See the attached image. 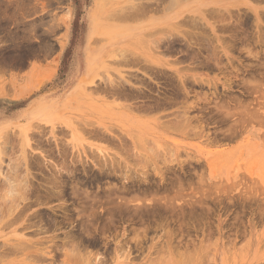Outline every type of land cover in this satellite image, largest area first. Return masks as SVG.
I'll use <instances>...</instances> for the list:
<instances>
[{
    "label": "rangeland",
    "instance_id": "rangeland-1",
    "mask_svg": "<svg viewBox=\"0 0 264 264\" xmlns=\"http://www.w3.org/2000/svg\"><path fill=\"white\" fill-rule=\"evenodd\" d=\"M165 1L163 4L153 2L155 7L160 4L159 8L150 12L146 8L141 15L146 11L147 16L145 13L133 21H123L119 16L108 14L116 5L130 4L125 0H110L103 9L96 6L95 0H0V127L5 125V129L0 130V168L3 171H0V183L11 170L9 164L11 168L22 165L24 149L26 159L33 163L31 183H40L44 197L47 193L44 194L43 187H48L60 174L54 171L58 172V167L60 170L63 165L68 168L66 172L61 171L62 178L68 182L61 199L51 192L48 193L51 197L45 200L38 186L30 183L33 186L26 188L35 194L27 193V198L23 193L25 201L23 196L20 202L13 198L3 201V195L2 199L0 197V206L14 200L11 205L16 202L20 208L23 206V215L38 212L36 217L35 214L30 217L37 219L28 222V229L29 220H25L29 217L25 215L16 219L18 221L14 218L16 223L12 219L10 227L5 228L4 222L3 229L0 224V252L4 254L0 253V264H264V0ZM135 2L138 6L141 0ZM212 7L223 11L210 13L207 9ZM197 15H200L199 20ZM193 18L205 23L202 29L195 28L196 32L204 28L207 36L211 35L210 39L206 36L205 43L214 38L210 48L203 40L198 42L202 48L196 45L195 50L189 48V52L185 47L190 40L185 30H191L192 26L187 23ZM93 24L97 31L90 35ZM126 26L139 27L133 33H126ZM162 36L175 40L173 51L164 54L163 50L158 52L151 48L152 39ZM214 44L220 46L217 53L212 47ZM89 48L99 55L93 73L86 67ZM123 53L167 60L168 63L162 64L164 67H157L163 68L169 76L156 75V78L157 67L153 75L148 71L149 75L136 63L123 65L120 62ZM126 72L139 74L138 80ZM124 75L128 80L131 77L125 84L127 87L123 86L124 96L128 94V97L112 96L105 90L109 78L115 81ZM141 77L145 78L141 81ZM182 79L188 81L182 83ZM145 80L148 84L143 85ZM181 84L188 93H181ZM136 86L145 88L148 93L154 92V101L167 93L172 102L162 107L153 105L152 109L142 107L145 101L149 105L154 101L147 96H137L132 91ZM122 103H130L133 108L128 109ZM91 122L100 126L93 124L91 128ZM53 124L57 128H53L55 132H52ZM107 125L111 128L108 133L101 127L106 129ZM132 135L138 138V143H133ZM1 147L6 149L3 151ZM99 160L105 168L99 167L102 164ZM69 168L73 175L68 174ZM14 173L21 177L18 172ZM3 192L6 190L0 194ZM37 194L42 196L39 198ZM26 199L35 205L28 204ZM47 215L48 219L52 217L43 221H48L49 227L46 223L45 227L40 218ZM22 220L26 225L21 224ZM38 222L41 229L35 227ZM51 224L59 226L54 229ZM16 227L25 229L21 231ZM23 235L27 243H31L28 249L24 247L27 250L21 251V245L20 251L15 250V244L17 252L10 251L13 242ZM35 241L43 242L39 245ZM6 242L13 244L8 248Z\"/></svg>",
    "mask_w": 264,
    "mask_h": 264
},
{
    "label": "bare ground",
    "instance_id": "bare-ground-1",
    "mask_svg": "<svg viewBox=\"0 0 264 264\" xmlns=\"http://www.w3.org/2000/svg\"><path fill=\"white\" fill-rule=\"evenodd\" d=\"M77 1H78V0H77ZM95 1H96V6L99 7L100 9L107 8V4L110 2V0H95ZM125 1L130 2V4H126L125 6H124V5H122V6H121V5H119V6L116 5V7H114L113 5H111L112 8L114 7V9H113L114 11L111 9L113 12L110 10V13H109L108 15H110V16H112V17H115V18H116L117 16H119V17L121 18V20L123 19V21H124L125 19H126L127 21H129V20L132 19L131 21H133V19H135V17H138V15H140V16L145 15L146 11H149V12H150L152 9H156V10H157V7L160 5V4H159V5H156L157 7H155V6L153 5V2H154L155 0H154L153 2H150L149 0H147V1L145 0L146 2H144V1L141 0L140 3L138 2V3H139L138 6H136V3H137V2H135L136 0H125ZM163 1H165V0H157V2H162V4H163ZM168 1H169V0H168ZM170 1L172 2V0H170ZM174 1H175V0H173V2H174ZM155 2H156V1H155ZM155 2H154V3H155ZM157 2H156V3H157ZM165 2H166V1H165ZM173 2H172V3H173ZM175 2H176V1H175ZM54 4H55V3H54ZM60 4H61V3H60ZM134 4H135V5H134ZM162 4H161V5H162ZM114 5H115V4H114ZM55 7H56V6H55ZM111 7H110V8H111ZM118 7H119V8H118ZM110 8H109V9H110ZM115 8H117V9L115 10ZM146 8H147V10L145 11V13H144L143 15H141L142 12H143ZM158 8H159V7H158ZM165 8H166V5H165ZM214 8H215V9H214ZM214 8L212 7L211 9H207V10H208L209 12H210V11H218V10H220V11H221L220 13H222V11H223V10H221V9L218 8V7H217L218 9H216V7H214ZM222 9H223V8H222ZM64 10H65V8H64ZM127 10H129V11H127ZM132 10H134V11H132ZM156 10H155V12H156ZM202 10H203V9H202ZM207 10H206V11H207ZM225 10H226V9H225ZM153 11H154V10H153ZM158 11H159V10H158ZM180 11H181V9H180ZM229 11H230V13H231V10H229ZM111 12H112V14H111ZM155 12H154V13H155ZM147 13H148V12H147ZM147 13H146V16H147ZM167 13H168V12H167ZM210 13H212V12H210ZM213 13H214V12H213ZM244 13H245V12H244ZM214 14H216V13H214ZM214 14H213V15H214ZM224 14H225V13H224ZM247 14H248V13H247ZM70 15H71V14H70ZM171 15H172V14H171ZM174 15H175V14H173L172 16H174ZM201 15L205 17L204 14H201ZM206 15H207V13H206ZM221 15H222V14H221ZM231 15H232V14H231ZM106 16H107V15H106ZM167 16H168V15H167ZM192 16H193V15H192ZM198 16H200V15H197V18H198V20H199V17H198ZM202 16H201V17H202ZM207 16H208V15H207ZM209 16H210V15H209ZM90 17H91V16H90ZM119 17H118V18H119ZM132 17H134V18H132ZM169 17H170V15H169ZM185 17H186V19H187V16H185ZM189 17H190V16H189ZM201 17H200V18H201ZM218 17H219V16H218ZM227 17H228V16H227ZM88 18H89V17H88ZM110 18H111V17H110ZM118 18H117V19H118ZM120 18H119V19H120ZM139 18H141V17H139ZM143 18H144V17H143ZM165 18H166V17H165ZM214 18H215V17H214ZM238 19H239V18H238ZM126 20H125V21H126ZM188 20H189V18H188ZM191 20H192V21H189V23H187V24H189L190 26H192V27H191V30H190V29H189V30H185V33L187 34V35H186L187 38H190V40H192V41H190V40H188L187 42L185 41V42H186V44H185L186 46H185V47H186L188 50H189V48L195 50L194 46H196V45L199 46V48H202L201 43H198V42L201 41V40H203V42L206 41V36H207V34H206V30H205L204 28H203V30H200V32H198L199 29H197V32L194 30L195 28H201V29H202V25H204L205 23H203V22L200 23V21H197L196 18H193V19H191ZM200 20H201V19H200ZM222 21H223V19H222ZM190 22H191V23H190ZM227 22H228V21H227ZM239 22H240V21H239ZM223 23H225V22H223ZM89 24H90V23H89ZM227 24H228V23H227ZM227 24H226V26H227ZM94 25H95V24H93V25L91 26V29H90V35H92V34L94 33V30L97 31V28L94 29V27H95ZM96 25H97V24H96ZM189 25H188V26H189ZM245 25H246V24H245ZM59 26H60V25H59ZM131 26H133V25H131ZM131 26H129V27L126 26V27H127V28H125L126 33H133V32L135 31V29L137 30L138 27H139V26H137L136 28L133 29V27H131ZM204 26H205V25H204ZM204 26H203V27H204ZM242 26H243V25H242ZM52 27H53V26H52ZM52 27H51V28H52ZM97 27H98V25H97ZM99 28H100V27H99ZM206 28H207V26H206ZM238 28H239V27H238ZM53 29H55V28H53ZM57 29H58V28H57ZM219 29H220V28H219ZM207 30H209V29H207ZM225 30H226V29H225ZM99 32H100V31H99ZM152 32H153V31H152ZM207 32H208V34H209V31H207ZM143 34H146V35H147V33H143ZM149 34H150V33H149ZM194 35H197V36H196L197 40H196V38H193ZM253 35H254V34H253ZM88 36H89V35H88ZM147 36L149 37V35H147ZM153 36H155V35H153ZM189 36H191V37H189ZM209 36H211V35H209ZM209 36H207V37H209ZM234 36H235V35H234ZM248 36H249V35H248ZM150 37H151V36H150ZM162 37H163V36H162ZM159 38H160V37H159ZM211 38H212V37H211ZM221 38H222V36H221ZM235 38H236V37H235ZM165 39H167V38H164V37H163V38L158 39V37H157V40H155V39H152V40H154V41H151V40H150L151 43H153V47H151L152 44L150 45V47L156 49L158 52H161V51L163 50L162 52H165L164 54L170 52V50L173 51V49H174V47H175V45H174V41H175V40L173 41L172 39H171V40H169V39L165 40ZM185 39H186V38H185ZM193 39L195 40L194 42H193ZM207 39H208V38H207ZM209 39H210V37H209ZM209 39L207 40L208 42H206V43H207V45H206L207 48H210V45H211L210 43L213 41L214 38H212V41L209 40ZM163 40H164V41H163ZM218 40H219V39H217V41H218ZM225 40H226V39H225ZM240 40H241V39H240ZM252 40H253V39H252ZM254 40H255V39H254ZM262 40H263V39H262ZM143 41H144V40H143ZM166 41H167V42H166ZM168 41H171V42H168ZM222 41H223V39H222ZM180 42H181V41H180ZM201 42H202V41H201ZM213 42H214V41H213ZM223 42H225V41H223ZM145 43H146V42H145ZM204 43H205V42H204ZM206 43H205V44H206ZM208 43H209V44H208ZM225 43H226V42H225ZM227 43H228V41H227ZM234 43H235V42H234ZM147 44H148V43H147ZM183 44H184V42H183ZM251 44H252V43H251ZM144 45H146V44H144ZM208 45H209V46H208ZM212 45H213V44H212ZM214 45H215V44H214ZM233 45H234V44H233ZM253 45H254V44H253ZM261 45H262V44H261ZM204 46H205V45H204ZM242 46H243V45H242ZM143 47H144V46H143ZM147 47H148V45H147ZM182 47H183V46H182ZM212 47L214 48V52L216 51V53H217L218 49L220 48V46H218V45H215V46H212ZM175 48H176V47H175ZM216 48H217V49H216ZM243 48H244V47H243ZM179 49H180V47H179ZM215 49H216V50H215ZM263 49H264V48H263ZM91 50H92V49H91ZM165 50H166V51H165ZM198 50H200V49H198ZM198 50H197V51H198ZM230 50H231V49H230ZM248 50H250V49H248ZM251 50H252V49H251ZM167 51H168V52H167ZM186 51H187V50H186ZM200 51H201V50H200ZM200 51H198V52H200ZM206 51H207V50H206ZM209 51H210V49H209ZM209 51H208V52H209ZM73 52H74V51H73ZM123 52H124V51H123ZM178 52H180V51H178ZM183 52H184V51H183ZM189 52H190V50H189ZM192 52L194 53V51H192ZM192 52H191V53H192ZM86 53H87V65H86V64H85V65H86V67H87V69H88V72H92V73H93L94 70H95V68H96V66H97L99 55L96 54V53H94L93 51H90V48L86 50ZM173 53H174V52H173ZM187 53H188V52H187ZM209 53H210V52H209ZM123 54H124V55H123ZM123 54H121V55H122L121 60H123V61L120 60V62H123V65H124L125 63H126V64H127V63L129 64V63H130V65H131V62H132V64H133V63H134V64L136 63L137 65H140L141 69H143V71H144L145 73H149V72L152 73V71H153L157 66L164 67V65H162V64H163L164 62H167V60L165 61V60H161V59H159V58H158V60H157L156 58H154V57H152V56H144V55H141V54H135V53H133L132 56H131L132 53H129V54L127 53L128 55L125 54V53H123ZM158 54H160V53H158ZM162 54H163V53H162ZM193 55H195V54H193ZM187 56H188V55H187ZM217 56H218V55H217ZM219 56H220V55H219ZM150 57H151V58H150ZM263 57H264V56H263ZM180 59H181V57H180ZM192 59H193V58H192ZM196 59H197V58H196ZM231 59H232V58H231ZM85 60H86V59H85ZM117 60H118V59H117ZM207 60H208V59H207ZM207 60H206V61H207ZM107 61H108V60H107ZM177 61H178V59H177ZM180 61H181V60H180ZM194 61H195V60H194ZM85 62H86V61H85ZM109 62H110V61H109ZM117 62H118V61H117ZM195 62H196V61H195ZM215 62H217V61H215ZM231 62H232V61H231ZM110 63H111V62H110ZM114 63H115V62H114ZM114 63H113V64H114ZM167 63H168V62H167ZM120 64H122V63H120ZM136 64H135V65H136ZM190 64H191V63H190ZM197 65H198V64H197ZM197 65H196V66H197ZM127 66H128V65H127ZM132 66H133V65H132ZM186 66H187V65H186ZM157 68H158V67H157ZM159 68H160V67H159ZM159 68H158L157 71L155 72V77H156V75H161V77H162V76H166V77L169 76V75H168V72H166L163 68H160V69H162V70H160ZM188 68H189V67H188ZM213 68H214V67H213ZM227 68H228V67H227ZM263 68H264V67H263ZM87 69H86V70H87ZM194 69H196V68L194 67ZM258 69H259V68H258ZM232 70H233V69H232ZM134 71H135V70H134ZM148 71H149V72H148ZM260 71H261V69H260ZM262 71H263V70H262ZM130 72H131V71H130ZM126 73L129 74V75L131 74V73H128V72H126ZM135 73H136V71H135ZM151 73H149V75H150ZM172 73H173V72H172ZM172 73H171V74H172ZM86 74H87V73H86ZM133 74H134V73H133ZM133 74H131L130 76H131V77H135V78L138 80L137 77H138L139 74H138V75L136 74L137 77L134 76L135 74H134V75H133ZM140 74H141V73H140ZM115 75H116V74H115ZM129 75H128V76H129ZM142 75H143V74H142ZM152 75H153V73H152ZM172 75H173V74H172ZM80 76H81V75H80ZM80 76H79V77H80ZM140 76H141V75H140ZM140 76H139V77H140ZM261 76H262V75H261ZM79 77H78V78H79ZM115 77H116V76H115ZM125 77H126V75H124V77H123V76L120 77L119 80H116V79L114 78L115 81L113 80V78H112V79L109 78V79L107 80V83H106V84L108 85V87H106L105 90H106V91L109 90L108 93L111 92V95H112V96H113V94H115V95H116V94H118V95H120V94L122 95V94H123L122 97H124V99H125L126 97H128V96H127L128 94L124 96L123 86H124L125 84H128V83H129V80H130V78H131V77H129V80H128V77H127V79H126ZM153 77H154V76H153ZM170 77H171V76H170ZM182 77H183V76H182ZM189 77H190V76H189ZM117 78H118V77H117ZM141 78H142V77H141ZM144 78H145V77H144ZM144 78H142V79H140V80L142 81ZM156 78H157V77H156ZM184 78H185V77H183V79H184ZM203 78H204V77H203ZM120 79H122V80H120ZM183 79H182V80H183ZM189 79H190V78H189ZM195 79H196V78H195ZM104 80H105V79H104ZM170 80H171V78H170ZM186 80L188 81V79H186ZM186 80H185V81L183 80L182 83H183V82L186 83ZM191 80H192V79H191ZM206 80H207V79H206ZM206 80H204V81H206ZM255 80H256V79H255ZM105 81H106V80H105ZM105 81H104V82H105ZM116 81H118V82L116 83ZM132 81H133V80H132ZM132 81H131V82H132ZM134 81L136 82V80H134ZM141 81H140V82H141ZM200 81H201V80H200ZM200 81H199V82H200ZM258 81H259V80H258ZM82 82H83V81H82ZM140 82H139V83H140ZM143 82H144V81H143ZM147 82H148V81H147ZM147 82H146V80H145V82L142 83V84H143V85H146L145 83H147ZM207 82H208V81H207ZM259 82H260V81H259ZM133 83H134V82H133ZM159 83H160V82H159ZM193 83H194V82H193ZM201 83H202V82H201ZM140 84H141V83H140ZM147 84H148V83H147ZM130 85H132V84H130ZM130 85H129V88H130ZM181 85H182V84H181ZM181 85H180V86H181ZM251 85H253V84H251ZM254 85H255V84H254ZM93 86H94V85H93ZM97 86H98V85H97ZM100 86H101V85H100ZM150 86H151V85H150ZM180 86H179V87H180ZM109 87H110V89H107V88H109ZM126 87H127V85H125V88H126ZM131 87H132V86H131ZM148 87H149V86H148ZM148 87H147V88H148ZM155 87H156V86H155ZM170 87H171V86H170ZM176 87H177V86H176ZM179 87H177V88H179ZM210 87H211V86H210ZM258 87H259V86H258ZM102 88H103V87H102ZM104 88H105V87H104ZM147 88H146V89H147ZM153 88H154V87H150L149 89H153ZM180 88L182 89V91H181L182 94L185 93V92L188 93V91H187L186 88H185V85H182ZM180 88H179V89H180ZM255 88H256V87H255ZM89 89H90V88H89ZM95 89H96V90H99L100 87H99L98 89L95 87ZM95 89H94V90H95ZM130 89H131V88H130ZM164 90H165V89H164ZM166 90H167V89H166ZM198 90H199V89H198ZM125 91H126V90H125ZM129 91H130V90H129ZM129 91H127V92L129 93ZM132 91H134V92L137 94V96H138V95H139V96H143V98H146L145 96H147V97H149L151 100L153 99L152 97H153V95H154V94H153L154 92L152 93V94H153V95H152L150 92L148 93V91L145 90V88H143V87H141V86H138V87L136 86V87L134 88V90H132ZM146 91H147V92H146ZM93 92H94V91H93ZM97 92H98V91H97ZM100 92H101V90H100ZM112 92H113V93H112ZM114 92H116V93H114ZM130 92H131V91H130ZM134 92H133V94H134ZM151 92H152V91H151ZM161 92H162V91H161ZM166 92H167V91H166ZM166 92L164 91V93H166ZM194 92H195V91H194ZM194 92H193V93H194ZM215 92H216V91H215ZM79 93H80V92H79ZM104 93H105V92H104ZM131 93H132V92H131ZM158 93H160V92H158ZM162 93H163V92H162ZM189 93H190V92H189ZM213 93H214V92H213ZM125 94H126V93H125ZM129 94H130V93H129ZM136 94H135V95H136ZM156 94H157V93H156ZM160 94H161V93H160ZM206 94H207V93H206ZM121 95H120V97H121ZM131 95H132V94H130V96H131ZM135 95H133V96H135ZM157 95H159V94H157ZM162 95H163V96H162ZM162 95H161V96H162L161 98H160V97L158 98L157 96H156L157 98L154 97V98H156V100H155V101L152 100V102L154 101V103H152V104H150V105H149L148 102H147V103H148V105H147L146 101H145V103L143 102L144 105H142V107L145 106V108H147V109H152V108H153V107H152L153 105H154L155 107H160V106L162 107L163 104H168V102H169V103L172 102V99H171L172 97H171L170 95H168L167 93H166L165 95H164V94H162ZM104 96H105V95H104ZM116 96H117V95H116ZM133 96L131 97L130 100H132ZM178 96H180V95H178ZM184 96H185V95H184ZM206 96H207V95H206ZM120 97H119V98H120ZM135 97H136V96H135ZM201 97H202V96H201ZM137 98H138V97H137ZM184 98H185V97H184ZM204 98H205V95H204ZM208 98H209V97H208ZM147 99H148V98H147ZM175 99H176V98H175ZM151 100H150V101H151ZM181 100H182V99H181ZM185 100H186V99H185ZM208 100H209V99H208ZM222 100H223V99H222ZM222 100H221V103H222V102L224 103V101H222ZM127 101H128V100H127ZM141 101H142V100H141ZM147 101H148V100H147ZM209 101H210V100H209ZM138 102H139V101H138ZM143 103H142V104H143ZM260 103H261V102H260ZM112 104H113V103H112ZM122 104H123L124 107L127 106L128 109H129V107H131V104H130V103H129V104L122 103ZM132 104H134V103H132ZM183 104H184V103H183ZM189 104H190V103H189ZM189 104H187V105H189ZM118 105H119V104H118ZM222 105H223V104H221V106H222ZM239 105H240V104H239ZM241 105H242V103H241ZM246 105H247V104H246ZM249 105H250V103H249ZM258 105H259V104H258ZM260 105H261V104H260ZM216 106H217V105H216ZM165 107H166V106H165ZM181 107H182V106H181ZM183 107H184V106H183ZM183 107H182V108H183ZM188 107H189V106H188ZM188 107H187V108H188ZM192 107H193V105H192ZM228 107H229V105H228ZM241 107H242V106H241ZM249 107H250V106H249ZM255 107H256V105H255ZM131 108H133V107H131ZM134 108H135V107H134ZM179 108H180V107H179ZM185 108H186V107H185ZM216 108H218V107H216ZM219 108H220V107H219ZM223 108H224V106L222 107V109H223ZM245 108H247V107H245ZM258 108H259V107H258ZM147 109H146V110H147ZM166 109H167V108H166ZM166 109H165V110H166ZM180 109H181V108H180ZM189 109H190V108H189ZM230 109H231V108H230ZM248 109H249V108H248ZM255 109H256V108H255ZM137 110H138V107H137ZM143 110H144V109L141 110V111H142L141 113H143ZM146 110H145V111H146ZM159 110H160V109H159ZM161 110H162V109H161ZM183 110H184V108H183ZM228 110H229V109H228ZM228 110H227V111H228ZM240 110H241V108H240ZM249 110H250V109H249ZM249 110H248V111H249ZM251 110H252V109H251ZM135 111H136V109H135ZM153 111H154V110H153ZM162 111H163V110H162ZM216 111H217V110H216ZM218 111H219V110H218ZM221 111H222V110H221ZM230 111H231V110H230ZM241 111H242V110H241ZM243 111H244V109H243ZM146 112H147V111H146ZM146 112H145V114L148 113V112H147V113H146ZM157 112H158V110H157ZM181 112L183 113V111H180V113H181ZM238 112H239V110H238ZM252 112H253V111H252ZM177 113H178V112H177ZM184 113H185V111H184ZM190 113H191V112H190ZM239 113H240V112H239ZM242 113H243V112H242ZM256 113H257V112H255V114H256ZM143 114H144V113H143ZM186 114H187V112H186ZM191 114H192V113H191ZM152 115H153V114H152ZM162 115H163V114H162ZM192 115H193V114H192ZM248 115H249V113H248ZM253 115H254V113H253ZM253 115H252V116H253ZM177 116H178V114H177ZM179 116H181V115H179ZM179 116H178V117H179ZM186 116H187V115H186ZM242 116H243V115H242ZM256 116H257V114H256ZM256 116H255V117H256ZM158 117H159V116H158ZM228 117H229V116H228ZM228 117H227V118H228ZM240 117H241V116H240ZM240 117H239V119H240ZM181 118H183V117H181ZM187 118H188V117H187ZM218 118H219V117H218ZM244 118H245V115H244ZM250 118H251V117H250ZM175 119H176V118H175ZM189 119H190V117H189ZM221 119H222V118H221ZM253 119H254V117H253ZM181 120H182V119H181ZM181 120H180V121H181ZM195 120H196V119H195ZM195 120H194V121H195ZM224 120H225V119H224ZM243 120H244V119H243ZM162 121H163V120H162ZM162 121H161V122H162ZM84 122H85V121H84ZM84 122H82V123H84ZM86 122H87V121H86ZM163 122H164V121H163ZM183 122H184V121H183ZM79 123H81V122H79ZM79 123H78V124H79ZM91 123H92V124H90L89 126H91V128H93L92 125H93L94 123H93V122H91ZM99 123H100V122H99ZM88 124H89V123H88ZM105 124H106V123H105ZM160 124H161V123H160ZM162 124H164V123H162ZM165 124H166V123H165ZM185 124H186V123H185ZM81 125H82V124H80V126H81ZM69 126H70V125H69ZM84 126H85V124H84ZM87 126H88V125L86 124V127H87ZM93 126H100V125H97V124L95 125V124H94ZM164 126H165V125H164ZM166 126H167V125H166ZM175 126H176V125H175ZM185 126H186V125H185ZM36 127H37V126H36ZM101 127H103L102 129H104V131H103V130H99V131H103V132H107L109 129H111L110 127L108 128V125H107V128H106V129L104 128V126H101ZM41 128H42V127H41ZM53 128H56V126H55L54 124H53V126H52V132H55V129H53ZM81 128H83V126H82ZM98 128H100V127H98ZM4 129H5V125H2V126L0 127V130L3 131ZM56 129H57V128H56ZM89 129H90V128H89ZM100 129H101V128H100ZM44 131H45V130H44ZM99 131H98V132H99ZM94 132L97 133L96 130H94ZM94 132H93V134H94ZM2 133H3V132H2ZM37 133H38V132H37ZM96 133H95V135H96ZM100 133H102V132H100ZM107 133H108V132H107ZM30 134H31V133H30ZM58 134H59V133H58ZM97 135H98V133H97ZM99 135H100V134H99ZM102 135H103V133H102ZM109 135H110V134H109ZM112 135H113V134H112ZM3 136H4V135H3ZM90 136H91V135H90ZM110 136H111V135H110ZM119 136H120V135H119ZM119 136H118V137H119ZM31 137H32V136H31ZM49 137H51V136H48V138H49ZM96 137H97V136H96ZM100 137H101V136H100ZM135 137H136V136L133 137V135H132V141H133L134 144L138 143V142H137V141H138V138H136V139H137V140H136ZM6 138H9V137H6ZM36 138H37V137H36ZM38 138H40V137H38ZM114 139H115V138H114ZM143 139H144V138H143ZM3 140H4V139H3ZM39 140H41V139H39ZM139 140H140V137H139ZM145 140H146V139H145ZM215 140H217V139H215ZM41 141H42V140H41ZM60 141H61V140H60ZM5 142H8V140L6 139ZM25 142H27V138L25 139ZM135 142H136V143H135ZM42 143H43V142H42ZM47 143H48V142H47ZM58 143H59V145H60V142H58ZM61 143H63V142H61ZM144 143H145V141H144ZM2 145H3V144H2ZM34 145H35V144H34ZM137 145H138V144H137ZM0 146H1V145H0ZM138 146L141 147L140 144H139ZM35 147H36V146H35ZM63 147H64V145H63ZM3 148H4V147H1V149H3ZM33 148H34V147H33ZM37 148H38V147H37ZM141 148H142V147H141ZM5 149H6V148H4L3 151H4ZM50 150H51V149H50ZM60 150H61V149H60ZM60 150H59V151H60ZM22 151H24V152H22ZM22 151H21V153H22V156H23L24 162L21 163L22 165L20 164V165H21L20 167H19L18 165L13 166V167H12L13 170H12V168H11V164H9V165H10L9 167H10L11 170H9L8 173L6 172V173L4 174V177H5V178L3 179V182H2V184H3L4 186L0 183V184L2 185V186H0V187L3 188L4 191L6 190V192H14V193L21 192V193H24V194L26 195L27 193H28V194L30 193V191H31L30 188L33 186V185L30 186V184H34V182L31 183L33 180H32L31 177H30L31 174H33L32 170H31V166H33V165H32L33 163L31 162V159L28 160V159H29L28 157H27V159H26V156H27V154H26V150L24 149V150H22ZM43 151H44V150H43ZM47 151H48V150H47ZM63 153H64V152H63ZM157 153H158V152H157ZM65 154H66V153H65ZM139 154H141V153L139 152ZM137 155H138V154H137ZM143 155H144V153H143ZM0 156H1V154H0ZM28 156H29V155H28ZM37 156H38V155H37ZM45 156H46V155H45ZM64 156H65V155H64ZM39 157H40V156H39ZM62 157H63V156H62ZM105 158H106V157H105ZM107 158H109V157H107ZM1 159H2V158H1ZM114 159H115V158H114ZM144 159H145V158H144ZM144 159H143V160H144ZM19 160H20V159H19ZM21 160H22V158H21ZM27 160H28V161H27ZM40 160H41V159H40ZM78 160H79V159H78ZM97 160H98V159H97ZM100 160H102V159H100ZM100 160H99V162H100ZM106 160H107V159H106ZM106 160H105V161H106ZM29 161H30L31 163H30ZM107 161L109 162V160H107ZM114 161H115V160H114ZM146 161H147V160H146ZM41 162H42V161H41ZM115 162H116V161H115ZM143 162H145V161H143ZM100 163H102V164H99V163H98V164H99V167H101L102 169L105 168V164H104L102 161H101ZM105 163H106V162H105ZM146 163H147V162H146ZM13 164H16V163H13ZM36 164H37V162H36ZM107 164H108V163H107ZM109 164H110V163H109ZM151 164H152V163H151ZM151 164H150V165H151ZM38 165H39V164H38ZM46 166H47V165H46ZM54 166H55V165H54ZM64 166H65V165L61 166V167H60V170H59V167H58V169H57L58 172L54 171L56 174H58V173L60 172V174H59L60 176H59V175L56 176L55 173H53L56 177H55L53 180L51 179V180H52V183H50L51 180L49 181V183H50L49 185L46 183V184L48 185V187H43V189L45 188V190H44V194H45V193L48 194V193L53 192V193H56L57 195H59V199H61L60 196H63V197H64V193H65V192H64V191H65V190H64V187H67L66 185L68 184V182H67L66 180H64V178H62L63 175L61 174V173L63 172L62 170H64L65 172H66V170H68L67 166H65L66 168H65ZM151 166H152V165H151ZM42 167H43V166H42ZM68 167H69V166H68ZM147 167H148V166H147ZM20 168H21V171H22L21 174H20ZM62 168H63V169H62ZM114 168H115V169H118V168H116V167H114ZM121 168H122V167H121ZM44 169H45V168H44ZM65 169H66V170H65ZM72 169H73V168H72ZM1 170H2V169L0 168V171H1ZM14 170H15V171H14ZM40 170H41V169H40ZM40 170H39V171H40ZM11 171H13V174H15L14 172H16V173L18 172V173L21 175V177H19L18 174H16V175L11 174V173H12ZM61 171H62V172H61ZM72 171H73V170H70V168H69V171H67V172H68V174H70V173L72 174ZM120 171H121V170H120ZM123 171H124V169H123ZM1 172H3V171H1ZM1 172H0V173H1ZM65 172H64V173H65ZM75 172H76V171H75ZM117 172H118V171H117ZM35 173H36V172H35ZM122 173H123V172H122ZM144 173H145V172H144ZM157 173L159 174L158 171H157ZM123 174H124V173H123ZM72 175H73V174H72ZM137 175H138V174H137ZM143 175H144V174H143ZM14 176H15V177L17 176V178H19L20 180L17 179V178H15ZM44 176H45V175H44ZM124 176H125V175H124ZM131 176H132V175H131ZM131 176H130V178H131ZM51 177H53V176H51ZM72 177H73V176H72ZM133 177H134V176H133ZM13 178L17 179V181H18L19 183H18V182L16 183V180H15V179L13 180ZM43 178H44V177H43ZM124 178H125V177H124ZM1 179H2V178H1ZM48 179H49V178H48ZM48 179H45V180H48ZM73 179H74V178H72V180H73ZM75 180H76V179H75ZM42 181H44V180H42ZM124 181H125V180H124ZM45 182H47V181H45ZM74 182H75V181H74ZM29 183H30V184H29ZM130 183H131V182H130ZM132 183H133V182H132ZM35 184L38 186V184H40V183L37 184V183L35 182ZM35 184H34V185H35ZM43 184H44V183H43ZM71 184H73V183L71 182ZM75 184H76V183H75ZM122 184H123V183H122ZM122 184H121V185H122ZM69 185H70V183H69ZM123 185H124V184H123ZM123 185H122V186H123ZM5 186H6V188H5ZM29 186H30V188H26V187H29ZM37 186H36V187H37ZM158 186H159V185H158ZM4 188H5V189H4ZM37 188H38V190L40 191V193H42V195H43V190H42L41 188H39V186H38ZM122 188H123V187H122ZM122 188H120V189H122ZM168 188H169V187H168ZM26 189H29V192L26 191ZM55 189H58L57 192H55ZM74 189H75V188H74ZM80 189H82V188H80ZM83 189H84V188H83ZM124 189H126V188H124ZM129 189H130V187H129ZM137 189H138V188H137ZM143 189H144V188H143ZM3 190H1L0 192H2ZM24 190H25V191H24ZM35 190H37V189H35ZM71 190L74 191L73 189H71ZM87 190H88V189H87ZM96 190H97V189H96ZM114 190H115V189H114ZM122 190H123V189H122ZM93 191H94V190H93ZM104 191H105V189H104ZM111 191H112V190H111ZM127 191H128V189H127ZM130 191H131V190H130ZM137 191H138V190H137ZM156 191H157V190H156ZM164 191H165V190H164ZM166 191H167V190H166ZM25 192H26V193H25ZM33 192H34V190H33ZM79 192H80V191H79ZM3 193H4V192H3ZM3 193L0 194V195H1V196H0L1 199H2V195H3ZM31 193H32V192H31ZM31 193H30V195H31ZM53 193H52L51 195L55 197L56 194L53 195ZM92 193H93V192H92ZM99 193H100V192H99ZM140 193H141V192H140ZM143 193L145 194V192H143ZM143 193H142V194H143ZM24 194H22L21 197H18L19 199H18L17 197H15V198H13V199H15L16 202H17L18 200H20V199L22 200V199H23L22 196L24 197ZM28 194L26 195V197L28 196ZM32 194H33V193H32ZM34 194H35V193H34ZM34 194H33V195H34ZM38 194H39V193H38ZM38 194H37V196H38ZM47 194H46L45 196H47V197L50 196V194H48V195H47ZM84 194L87 195L88 193H84ZM130 194H132V193H130ZM33 195H32V196H33ZM40 195H41V194H40ZM40 195L38 196L39 198L42 196V195H41V196H40ZM79 195H80V194H79ZM91 195H92V194H91ZM95 195H96V194H95ZM98 195H99V194H98ZM117 195H118V194H117ZM80 196H81V195H80ZM88 196H89V195H88ZM122 196H123V195H122ZM125 196H126V195H125ZM125 196H123V197H125ZM38 197H37L36 199L39 200ZM43 197H44V195L42 196V198H43ZM47 197H44L45 200H46ZM50 197H51V196H50ZM54 197H53V198H54ZM56 197H58V196H56ZM56 197H55V198H56ZM113 197H114V196H113ZM117 197H118V196H117ZM3 198H4L3 201H4V200L8 201V198L5 199L4 195H3ZM16 198H17V199H16ZM27 198H28V197H27ZM29 198H30V196H29ZM42 198H41V199H42ZM93 198H94V197H93ZM32 199H33V198H32ZM36 199H35V200H36ZM51 199H52V198H50V200H51ZM62 199H63V198H62ZM86 199H87V198H86ZM98 199H99V198H98ZM100 199H101V198H100ZM105 199H107V198H105ZM133 199H134V198H133ZM135 199H136V198H135ZM135 199H134V200H135ZM167 199H168V198H167ZM9 200H10V199H9ZM21 200H20V201H21ZM23 200L25 201V197H24ZM26 200H27V199H26ZM28 200H30V199H28ZM28 200H27V203L29 204V202H31V201L28 202ZM42 200H43V202H44V199H42ZM83 200H84V199H83ZM93 200H94V199H93ZM120 200H121V199H120ZM126 200H127V199H126ZM153 200H154V199H153ZM170 200H171V199H170ZM0 201H2V200H0ZM20 201H18V202H20ZM36 201H37V200H36ZM36 201H33V202L36 203ZM77 201H78V200H77ZM79 201H80V199H79ZM88 201H89V200H88ZM96 201L98 202V200H96ZM100 201H101V200H100ZM109 201H110V200H109ZM118 201H119V200H118ZM121 201H122V200H121ZM167 201L169 202V200H167ZM13 202H14V200H12V202H11V201H10V202H4V203H7V206H6V204L3 205V206H0V207H1L0 209H2V207L4 208V212H3V213H5V214H3L2 211L0 210V212H1V217H0L1 220H0V224H2L1 226H2L3 229H4L5 226H6L5 228H7V226L10 227V226L12 225L11 220L13 219V220H12L13 223L15 222V221H14V218H15V220H16V219L19 220V218H20V217H24V215H25V217H27V218L29 217V218H30V217H32L34 214H35L34 216L36 217V214L38 213L37 210H36L37 213H34V211H33V214H32V213H31V214L29 213L30 216H28V215L26 216V214L23 215V212L25 213V211L22 209L23 206H21V208H20L19 204L16 203V202H15L13 205H11ZM43 202H42V203H43ZM94 202H95V201H94ZM111 202H112V201H111ZM124 202H125V201H124ZM127 202H128V201H127ZM129 202H131V201L129 200ZM168 202H167V203H168ZM2 203H3V202H2ZM2 203H1V204H2ZM24 203H25V205H27L26 202H24ZM31 203H32V202H31ZM31 203H30V204H31ZM92 203H93V202H92ZM92 203H91V204H92ZM95 203H96V202H95ZM95 203H94V205H97V204H98V203H97V204H95ZM100 203H101V202H100ZM121 203H122V202H121ZM151 203H152V202H151ZM167 203H166V204H167ZM9 204H10V205H9ZM20 204H21V203H20ZM37 204H38V203H37ZM40 204H41V203H40ZM44 204H45V202H44ZM104 204H106V203H104ZM111 204H112V203H111ZM117 204H118V203H117ZM123 204H126V203H123ZM22 205H23V204H22ZM32 205H33V203H32ZM34 205H35V204H34ZM34 205H33V206H34ZM80 205H81V204H80ZM108 205H109V204H108ZM139 205H141V204H139ZM149 205H150V204H149ZM167 205H168V204H167ZM4 206H6L7 208L4 207ZM18 206H19L20 210H23V211H21V213L19 212L20 210H18V212L16 211V209L18 208ZM33 206H30V205H29V207H33ZM85 206H86V205H85ZM102 206H103V205H102ZM137 206H138V205H137ZM145 206H146V205H145ZM27 207H28V206H27ZM27 207H25V208H27ZM29 207H28V208H29ZM80 207H81V206H80ZM83 207H84V206H83ZM88 207H89V206H88ZM96 207H97V206H96ZM99 207H100V206H99ZM111 207H112V206H111ZM131 207H132V206H131ZM141 207H143V206H141ZM19 208H18V209H19ZM23 208H24V207H23ZM28 208H27V209H28ZM92 208L95 209L94 207H92ZM109 208H110V207H109ZM29 209H30V208H29ZM31 209H32V208H31ZM90 209H91V208H90ZM90 209H89V210H90ZM139 209H140V208H139ZM146 209H147V208H146ZM2 210H3V209H2ZM25 210H26V209H25ZM79 210H80V209H79ZM79 210H78V211H79ZM83 210H84V208H83ZM83 210L80 211V212H82V214H83ZM133 210H134V209H133ZM133 210H132V211H133ZM144 210H145V209H144ZM15 211H16V213H15ZM40 211H41V209H40ZM43 211H44V210H43ZM53 211H55V210L53 209ZM78 211H77V212H78ZM91 211H92V210H91ZM105 211H106V210H105ZM155 211H156V210H155ZM157 211H158V210H157ZM31 212H32V211H31ZM80 212H79V213H80ZM93 212H94V211H93ZM93 212H92V213H93ZM98 212H99V211H98ZM98 212H96V213H98ZM135 212H136V211H134V213H135ZM142 212H143V211H142ZM17 213H20V214H17ZM94 213H95V212H94ZM112 213H113V212H112ZM144 213H145V211H144ZM27 214H28V213H27ZM45 214H46V213H45ZM80 214H81V213H80ZM129 214H130V212H129ZM146 214H147V213H146ZM41 215H43V213H41ZM83 215H84V214H83ZM103 215H104V214H103ZM107 215H108V214H107ZM114 215H115V213H114ZM120 215H121V214H120ZM139 215H140V214H139ZM148 215H149V214H148ZM78 216H79V215H78ZM35 217H34V218H35ZM38 217H39V215H38ZM45 217H46V216H45ZM48 217H49V216L47 215V218H43V219H42V216H41L40 218H41V220L43 221L44 219L49 220L52 216H51L49 219H48ZM89 217H90V216H89ZM98 217H99V216H98ZM106 217H107V216H106ZM29 218L25 220V221L29 220V221H27V224H28V222L31 223V222L34 220V218H30V219H29ZM53 218H54V216H53ZM84 218H85V217H84ZM20 219H21V218H20ZM24 219H25V218H24ZM32 219H33V220H32ZM35 219H37V218H35ZM82 219H83V218H82ZM86 219H87V218H86ZM142 219H143V218H142ZM18 220H16V221H18ZM30 220H32V221L30 222ZM38 220H39V219H38ZM41 220H40V221H41ZM47 220H46V221H47ZM54 220H55V219H54ZM54 220H53V221H54ZM80 220H81V219H80ZM108 220H109V219H108ZM25 221H24V220H22V222L19 221L18 225L20 224V222H21V224H22V223L24 224ZM35 221H36V220H35ZM35 221H34V223H35ZM40 221H39V222H40ZM42 221H41V222H42ZM44 221H45V220H44ZM44 221H43L44 224L42 223L44 226H45V223H46V226L50 225V223L47 225V222H48V221H47V222H44ZM50 221H51V220H50ZM53 221H52L51 223H53ZM60 221H61V220H60ZM81 221H83V220H81ZM84 221H85V220H84ZM93 221H94V220H93ZM93 221H92V222H93ZM106 221H107V220H106ZM4 222H5V223H4ZM9 222L11 223L10 226H9ZM39 222H38V225H39ZM55 222H56V221H55ZM58 222H59V221H58ZM90 222H91V221H90ZM112 222H113V221H112ZM3 223H4V225H5L4 227H3ZM15 223H16V222H15ZM81 223H82V222H81ZM83 223H84V222H83ZM85 223H86V222H85ZM93 223H96V222H93ZM100 223H101V222H100ZM113 223H114V222H113ZM7 224H8V225H7ZM23 224H22V225H23ZM35 224H37V223H35ZM42 224H41V226H42ZM57 224H58V223H57ZM57 224H56V225H57ZM25 225H26V222H25ZM33 225H34V224H33ZM33 225H31V227H33ZM38 225H37V226L34 225V226H35V227H40V225H39V226H38ZM51 225H52V224H51ZM56 225H52V227L54 226V229H57ZM83 225H84V224H83ZM83 225H81L82 228H83ZM90 225H91V224H90ZM98 225H99V224H98ZM108 225H109V224H108ZM23 226H24V225H23ZM26 226H28V227H26ZM26 226H25L26 229L30 228V227H29L30 224H28V225H26ZM44 226H42V227H44ZM46 226H45V227H46ZM57 226H59V225H57ZM81 226H80V229H81ZM86 226H87V225H86ZM86 226H85V227H86ZM92 226H93V225H92ZM101 226H102V225H101ZM45 227H44V228H45ZM48 227H49V226H48ZM48 227H47V229H49ZM52 227H50V228H52ZM55 227H56V228H55ZM16 228H17V229H20L21 231H22V229H23V230L25 229L24 227H23L22 229H21V227H20V228H19V227H16ZM44 228H42V229H44ZM58 228H59V227H58ZM86 228H87V227H86ZM102 228H103V227H102ZM39 229H41V227H40ZM39 229L36 228L35 231L37 232ZM45 229H46V228H45ZM83 229H84V228H83ZM83 229H82V231H83ZM100 229H101V228H100ZM14 230H15V229H14ZM103 230H104V229H103ZM3 231H4V230H3ZM16 231H17V230H16ZM39 231H40V230H39ZM39 231H38L37 233H39ZM47 231H48V230H47ZM47 231L45 230V232H47ZM32 232H34V230H33ZM41 232H43V230H41ZM45 232H43V233H45ZM37 233H36V234H37ZM25 234H26V233H25ZM28 234H29V233H28ZM30 234H31V232H30ZM31 235H33V234H31ZM34 235H35V234H34ZM73 235H74V234H73ZM73 235H69V236L72 237ZM24 236H26V235L21 236L18 240L15 239V240H17V241H16V242H13L14 244H13L12 242H10L11 244L14 245V246H13V245L11 246V247H13V249L10 248V251H15L16 249H18V251H20L18 247H20L21 245L23 246V250H21V251H24V250H27V249H28V248H27V245L30 246L31 243L28 244V243H27L28 240H27ZM27 237H28V236H27ZM74 237H77V236H74ZM3 239H5V238H3ZM76 239H77V238H75V240H76ZM10 240H11V239H10ZM77 240H78V239H77ZM30 241H31V239H30ZM67 241H69V239H68ZM70 241H72V239H70ZM35 242H36V241H35ZM35 242H34V243H35ZM38 242H39V241H38ZM38 242H36L35 244H37ZM42 242H43V241H42ZM42 242H39V245H40ZM45 242H46V240H45ZM45 242H44V243H45ZM3 243H4V242H3ZM3 243H2V244H3ZM6 243H7V242H6ZM6 243H5V245H6ZM32 243H33V242H32ZM65 243H66V244H69L68 242H65ZM72 243H74V242H72ZM72 243H71V244H72ZM11 244L8 245V243H7L6 246L9 248ZM15 244H17V245H16V248H15ZM35 244H34V245H35ZM0 245H1V244H0ZM5 245H4L3 247H6ZM18 245H19V246H18ZM32 245H33V244H32ZM42 245H44V244H42ZM72 245H73V244H72ZM72 245H71V246H72ZM76 245H77V244H76ZM22 246L20 247V249H22ZM0 247H2V245H1ZM24 247H26L27 249H24ZM36 247H37V246H36ZM75 247H76V248H75V251H76L77 246H75ZM14 248H15V250H14ZM29 248H30V247H29ZM33 250H34V249H33ZM8 251H9V249H8ZM70 251H71V250H70ZM72 251H73V250H72ZM72 251H71V253H73ZM78 251H79V250H78ZM78 251H77V253H78ZM5 252H6V251H5ZM15 252H17V251H15ZM0 253L3 254V251H1ZM69 253H70V252H69ZM77 253H76V255H77ZM2 254H0V255H2ZM3 255H4V254H3ZM69 256L71 257V255H69ZM73 256H75V255H73ZM76 259H77V258H76ZM80 259H81V258H80ZM77 263H78V262H77ZM80 263H81V262H80Z\"/></svg>",
    "mask_w": 264,
    "mask_h": 264
},
{
    "label": "clouds",
    "instance_id": "clouds-1",
    "mask_svg": "<svg viewBox=\"0 0 264 264\" xmlns=\"http://www.w3.org/2000/svg\"><path fill=\"white\" fill-rule=\"evenodd\" d=\"M23 193H14V192H4L3 195L6 197V198H9V199H12V198H15L17 196H20L22 195Z\"/></svg>",
    "mask_w": 264,
    "mask_h": 264
}]
</instances>
